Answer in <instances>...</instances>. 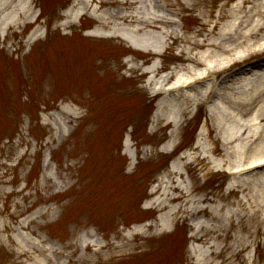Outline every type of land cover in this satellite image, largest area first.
Returning a JSON list of instances; mask_svg holds the SVG:
<instances>
[{
	"label": "rangeland",
	"instance_id": "rangeland-1",
	"mask_svg": "<svg viewBox=\"0 0 264 264\" xmlns=\"http://www.w3.org/2000/svg\"><path fill=\"white\" fill-rule=\"evenodd\" d=\"M72 1L32 0L26 15L33 12L32 21L0 35V264H231L245 240L243 264H264V200L258 205L251 199L264 190L255 179L264 166L234 179L194 162L195 145L220 143L223 130L207 119L205 106L190 108L174 128L176 100L169 96L158 110L152 85L140 76L152 62L160 70L154 81L180 67L182 44L169 41L160 54L139 51L129 42L159 47L150 30L115 27V14L133 10L111 4L84 10L82 1ZM169 1L178 4H160L177 23L173 31L190 37L197 12L189 9L196 0ZM239 1L206 0L198 11H229ZM30 32L36 38L26 46ZM261 61L264 54L250 62ZM250 62L226 71L230 78L219 83V92L233 77L253 80L250 69L260 70ZM154 113L161 118L152 119ZM257 143L243 149L244 167L264 156L255 152ZM227 152L224 159L234 164L236 152ZM169 169L182 174V186L195 199H215L236 180L254 189L246 191L245 207L227 195L225 202L208 204L213 220L178 215L160 229L153 223L163 212L151 201ZM103 193L108 197L101 201ZM86 231L94 235L92 251L80 245ZM198 235L202 241L193 238Z\"/></svg>",
	"mask_w": 264,
	"mask_h": 264
},
{
	"label": "bare ground",
	"instance_id": "bare-ground-1",
	"mask_svg": "<svg viewBox=\"0 0 264 264\" xmlns=\"http://www.w3.org/2000/svg\"><path fill=\"white\" fill-rule=\"evenodd\" d=\"M80 1L84 5V10L89 6L101 8L107 4L133 10L129 14H115L114 18L117 22L115 27L121 24L129 33L135 34L150 30L156 34L155 42L159 47V50H155L148 45L137 46L129 42L132 48L139 51L160 54L165 51L169 41L172 44H182L178 56L180 67L172 69L154 81L160 70L152 62L140 76L146 78L147 83L152 85L151 94L158 99V110L168 106V102L171 101L169 96L174 101L176 100L177 106L173 110L171 109V113H174L179 121L172 123L174 128H179L180 119L190 112V108L205 106L207 119L217 122L223 130L222 136H219L220 143L210 140L208 142L210 147L195 145L197 154L194 157V162L207 167L211 165L218 171L226 172L234 179L236 176L244 174L245 171H254L257 167L262 169L264 156L254 157L255 160L244 167L241 154L247 142L257 143L256 141H260L255 145V152L264 151V134L259 135L258 133L259 128L264 133V67H262L264 61L250 62L264 54V0H240L229 11H224L222 7H219L216 13L211 9L206 12V15H204V11H198L199 6H206V0H196L193 8L189 10L192 13L197 12L192 17L197 27L188 38L173 31V27H176L177 23L169 13L161 9V4L166 8L174 9L175 4H178L176 1L112 0L111 3L102 0ZM31 2L32 0H0V35L12 27H20L32 21V18L35 17L33 12L32 15L26 16L31 9ZM78 3V0L72 1L73 5ZM180 7L181 11H187L184 6ZM195 7L197 8L195 9ZM24 16H26L25 19ZM20 19L23 21L20 22ZM222 20H227L226 26L222 24ZM35 38V33L30 32L26 38V46L30 45ZM232 46H238L241 49L236 51ZM249 62L255 66L254 68L260 70L254 72L250 69L249 73L254 79L249 80L245 76L233 77L229 88L223 90L222 93L219 92L217 88L219 83L230 78L223 74L233 68L237 69L242 65H247ZM198 84L203 85V88H199ZM176 93L179 94L176 95ZM208 104L209 106H206ZM160 118V114L157 113L152 116V119ZM228 149L236 152L234 164L224 159ZM217 155L220 158L214 157ZM181 159L185 161V164L189 162V158L185 155ZM259 177L255 179L260 183V187L264 188V175L261 174ZM180 179H182V174L179 171L169 169L165 179L160 182L161 189L153 191L156 198L151 201V207L163 212L157 222L153 223L155 227L166 228L178 215L183 221L189 217L199 216L213 220L214 215L208 204L225 202L227 195L232 194L237 197L236 205L239 208L245 207L248 204L245 193L246 191L251 193L254 189V186L248 188L246 183H243L244 181L236 180L227 186V192L215 199L206 196L195 199L191 190L182 186ZM106 191L108 192V187L104 190V192ZM238 193H241L240 196H237ZM106 197L108 194L103 193L101 201ZM251 199L259 205L264 200V190L261 195L255 192ZM193 204L195 206H192ZM201 204H207V206ZM218 209L222 210V206L219 205ZM205 231L208 233V229ZM83 234L80 236L81 247L92 251L94 245L89 239H93L94 235L89 231ZM203 237L204 235H198L193 238L198 242L202 241ZM248 247L249 244L245 240L242 248L233 254V263L231 264H243L241 252ZM236 261L237 263H235Z\"/></svg>",
	"mask_w": 264,
	"mask_h": 264
}]
</instances>
